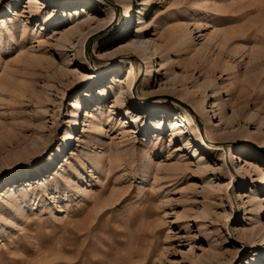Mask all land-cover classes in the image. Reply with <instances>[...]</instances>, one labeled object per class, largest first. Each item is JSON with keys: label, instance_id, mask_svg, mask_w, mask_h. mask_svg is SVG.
<instances>
[{"label": "rangeland", "instance_id": "obj_1", "mask_svg": "<svg viewBox=\"0 0 264 264\" xmlns=\"http://www.w3.org/2000/svg\"><path fill=\"white\" fill-rule=\"evenodd\" d=\"M88 1L78 3L83 8ZM92 1L101 7L95 12L99 22L93 28L102 24L88 30L83 42L76 38L66 46H61L60 37L69 25L52 28L51 17L33 18L24 12L23 4L12 5L0 18V192L15 173L43 174L30 181L27 174L17 177L26 178L19 182L24 184L16 195V209L9 208L8 198L0 200V264L245 263L264 244L249 248L242 233L250 214L243 210L238 195L248 194L258 182H252L242 170L245 163L239 157L264 168V127L257 130L239 117V125L228 131L240 129L243 133L246 129L259 134L253 138L236 133L228 138L227 160L221 149L224 143L210 128L220 129L213 126L218 123L214 109L226 115L255 111L264 117V64L253 66L264 62V0H153L141 20H146L143 38L161 46L151 68L122 49L126 34H136L137 10L143 1L132 0L127 33L123 3ZM11 2L0 0V9ZM214 28L220 30V36L207 41ZM160 58L166 60L163 67L158 65ZM118 63L134 68L136 85L130 89L133 99L125 97L127 112L114 97L100 95L97 104L85 97L91 91L87 87L97 80L93 77L96 71L107 70L97 90L107 91L112 78L124 79L117 74ZM170 70L174 80L165 78ZM208 80L211 85L196 88V95L203 90L207 95L204 107L210 121L206 122L185 103L186 99L192 103L195 96H183L184 103L175 96ZM212 85L219 89L220 97L214 104ZM173 86L174 93L161 91ZM80 97L84 101L73 134L81 136V141L72 142L69 153L65 149L57 155L72 115L71 104ZM155 101L192 115L210 149L204 151L193 144L209 169L215 170L197 172L189 150L160 127L167 122L162 106L152 116H145L147 104ZM85 112L94 117L87 118ZM129 113L146 125L158 119L161 123L157 129L139 132ZM37 138L40 142L34 147L38 150L32 147ZM242 144L248 148L246 155L236 153ZM64 156L72 164L64 165L65 173H59ZM151 160L158 166L143 177L141 171ZM225 164L230 176L224 172ZM176 167L184 170H174ZM63 176L73 182L65 183ZM205 180H212L215 187ZM26 182L32 186H25ZM76 184L83 190L77 192ZM261 194L258 199L264 196ZM260 205L263 211L258 226L264 235V202Z\"/></svg>", "mask_w": 264, "mask_h": 264}, {"label": "bare ground", "instance_id": "obj_2", "mask_svg": "<svg viewBox=\"0 0 264 264\" xmlns=\"http://www.w3.org/2000/svg\"><path fill=\"white\" fill-rule=\"evenodd\" d=\"M84 1L64 0L61 2L60 0H12V2L9 3V5H7V6L5 5L6 7H4L3 9H0V14H2V15H0V18L3 17V13H8L11 10L10 8L12 5H14V6L15 5H17V6L21 5L22 6V4H23V6L25 8L24 12L30 14V16L33 18H40L41 20H45V19H48L51 17L52 18L51 19V21H52L51 27L52 28L57 29V28H60L62 26L64 27L66 25H69L70 27L65 29L62 33V36L60 37L61 46H66V45L72 44V42L76 38H80L81 41L83 42L86 38V35L89 33V32H87L88 30L92 31V29H96L98 26H100L102 24L101 23L100 25H98V23H97L96 27L93 28V26L96 24V22L97 21L99 22V19H97L96 15H95L98 11H101V7L99 6V4L90 0L87 2V4L83 8H81L80 3H78V2H84ZM117 1L123 3L122 5H123V10H125L124 15H125V19H126V25H125L124 30L126 29V33H127L130 26H131V25H128V23L130 21L129 13H130V11H132V7H134L132 5L134 3L132 0H117ZM142 1H143V3L139 4L138 10H137V12H138L137 13V18H138L137 23L138 24L136 25V34L133 37H130L129 34H126L127 43L122 46L123 48L122 47L121 48L123 49V51H127V53H132V54L136 55L138 57V59L141 58V60L144 61L145 65H147L148 68H151V64H153L154 61H157V59L156 60L153 59V56H156L159 53L161 46L156 44V42H154L152 40L144 39L142 36L141 30L144 27V22H146V20L141 21L142 16L144 14L145 15L148 14L149 8L152 5L153 0H142ZM140 6H141V8H140ZM51 8H54L55 10L52 11ZM57 8H59L61 10L57 11L58 10ZM111 11L113 14V10H111ZM14 14L18 15V13H14ZM55 34H59V33L55 31ZM220 34H221L220 30L214 28L212 31V35L207 36L206 40L212 41L214 36H220ZM237 35H238V33H237ZM232 36H233V34H232ZM227 39H229V38H227ZM169 40L171 42L175 41L172 38ZM177 41L180 42V40H177ZM249 49L252 51V47H250ZM1 51H2V48L0 49V53H1ZM158 61H159L158 65L160 67H163L166 60L164 58H160V59H158ZM262 64H264V62L257 61L256 63L253 64V66L258 67ZM115 67H116V69H118L117 74H122L124 79H122V80L118 79L117 80V78H112L113 75H111V76H109V78H112V84L108 88V90L104 91V90L98 89L99 92H97V94H94L93 92L98 91L96 88H99L103 84L105 73L107 70L102 71V72L96 71L94 73L93 77L95 76L97 78V80H99V79L100 80L99 81L96 80L94 82V85L87 87L88 90H91V91L86 92L85 97L88 100H90V102L92 104L99 103L98 100L101 98L100 95H103V96L108 95L107 98L114 97L116 104H118V106L123 111L127 112L129 108H128V103H126L125 97L129 96V97H131L130 98L131 100L133 99L132 98L133 96L130 93V89H131L132 85L133 86L136 85V82L134 80V68L131 64L126 65V66L119 64V65H115ZM248 71H251V66L248 68ZM169 72H170L169 74H165V78L169 77L170 79L173 78V80H174V78H175L174 74H173L174 72H171V70ZM133 81H134V84H133ZM4 83H6V81H4ZM209 85H211L209 80L206 82V84H202V85L199 83H195L193 85V89L182 90L179 92L178 96H175L177 101H179V102L181 101L183 103L185 102L183 99V96H185V95L192 96V97L195 96V99L194 100L192 99L193 100L192 103H190L191 102L190 99H186V100H188V102H185V103L187 104V106L190 105L195 113L202 115L205 118L206 122L210 121L209 115L205 111V107H204L206 99H207V95L204 92V90L202 92H200L198 95H196V91L198 88L200 90L205 89V87H208ZM174 90H175V87L173 86L172 89H164L161 91L162 92L166 91L167 93H169V92L174 93ZM218 91H219V89L215 85H212L211 92L213 93V97H215L213 100V104L216 100L220 99ZM82 93H85V92H82ZM241 98H242V95L238 97V99H241ZM83 101H84V97H82V98L80 97L79 99L74 100L71 104V108H72L71 114L72 115L70 116V119L68 121L69 125H68V127H67V129L63 135V138L61 139L60 144L56 150L57 155L61 154V153H65L66 152V151H64L65 149H68L67 153H69L72 150L73 145L70 146L72 144V142L74 143V142H80L81 141V136H78L77 133L73 134V131H75V128L78 125V117L76 114L79 112V108L82 106ZM261 102H264V101H261ZM262 104H263V109H264V103H262ZM159 106H162V108L165 110V115H167V119H166L167 122L166 123L164 122L160 127L166 129V131H170L173 136H175L177 139H179L181 141V143L183 144V147L186 148V150H189V153H191V157H193L194 161L197 163V166H198L197 172L205 174L206 172H208V170H210V171L215 170V168L209 169V166H208L206 159L203 157V155L200 152L198 153V147H196V144L195 145L193 144V143H197V145H199V147L201 146V148L204 151L205 150L209 151V149H210V146H208L204 143L202 137L198 133V127L194 123V118L192 117V115L187 110L179 111L177 109H174L173 106H171V104H168V103H165L163 105H158L157 101L147 104V109H144L147 111V114L146 115L144 114V115L145 116H152L155 113L154 111L158 110ZM211 107L213 108V106H211ZM220 110L214 109L212 111L213 114L216 115L215 120L218 119V123H216L213 126L219 125L220 129L213 130V127H211L210 132H212L213 134H218L217 137L220 139L221 142L224 143V145H222V147H221V149L224 150V152L226 149L225 144H227L228 138H231L234 134L237 133L240 136L241 135L252 136L253 138H256L259 134L258 131L251 132V131H247L246 129L244 130L243 133H242V130H240V129H237L238 131L236 130V132L235 131L234 132L228 131V129H230V127L233 128L235 125H239L238 121L241 122V120H239V117H241V118L243 117L244 121L246 123L248 122L249 124L250 123L254 124L256 126L257 130L264 127V117H262L259 113L255 112V111H253V112H249V111L243 112L242 111V112H240V115H238L236 112H233L231 115H226V114H224L223 111H220ZM209 113H210V111H209ZM85 114H86L87 118L88 117H94L93 116L94 114L92 115L90 112H85ZM129 118L137 126L139 132L141 131V129L143 131H146L147 128H149L150 130L157 129L159 127V124L161 123L160 119H158L157 121H151L148 125H146V124H144L143 121L138 119L137 115L132 114V113H129ZM86 125H87V121L85 120L83 123V126H86ZM222 129L225 131L224 134L219 133ZM39 135H41L40 132H39ZM39 142H40V140L38 138L35 139V142H33L32 147L37 148L36 150H38L39 148L34 147V146ZM263 142H262V145H264ZM247 151H248V148H246L245 145L242 144V147L236 153L239 155H241V154L246 155L245 152H247ZM223 156L225 157V160H227L226 152H225V154H223ZM256 156H258V155H256ZM64 158H65V156H64ZM235 158L238 159V157H236V156H235ZM239 159H241V161L245 163V165L242 167V170L247 171L246 174L251 176L252 182H254V181L258 182L257 186L255 185V187H252L248 194L243 193L242 195H238L240 197L239 199H241V202L243 203V208H244L243 210H245L247 212V214L248 213L250 214V216L247 217V219L250 221V223H245L248 227L246 229H243L242 233L246 236V241H247L246 243L251 246L249 248L255 249V248H258V247H256V245H258L259 243L264 244V235L260 234L261 227L258 226L259 216H260L261 212L263 211L260 204H262V202H264V196L262 197V199L257 198L259 193H262L261 195H264V168L263 169L259 168L255 163L251 162L250 159L245 158L244 156H243V158L239 157ZM261 159L264 161V158L261 157ZM47 160L51 161L52 157L47 158ZM97 161H99L98 158H95V163ZM66 164L67 165L72 164V162L69 160V158H65V162L63 164L59 165V169H58L59 173L60 172L65 173L66 168L64 167V165H66ZM42 165L45 166V168H47L46 162H43ZM154 166H158V163L155 162L154 160H151L150 164L147 165L146 167H144L141 171V174L143 175V177H146L148 175V173L150 174L151 173L150 170L152 168H154ZM246 167H250L253 170L248 169ZM174 170L183 171L184 169L182 167H176ZM37 171H38V169H37ZM224 172L226 173V175L230 176L227 164H225V166H224ZM74 173L77 174L78 171L76 170ZM23 174L24 175L27 174V176H29L28 177L29 179H27L28 181L35 180L38 176L43 175V174H36L35 177H32L34 174L33 172L32 173L19 172V173L13 174L10 177L12 179V181H10L9 184L6 185L5 187H2V191L0 192V200H5L6 198H8L10 200V203L8 204V206L11 209H16V205H17L16 195L21 192L20 187L24 184L23 183L22 185H19V182L22 181L24 178H26L25 176H23L20 179H17V177L22 176ZM45 174H49V173L47 172ZM63 177H64L63 179H64L65 183L70 184L73 182L71 178H68L65 176H63ZM52 178L53 177H50V178H48V180L52 179ZM48 180L46 179L44 181H48ZM246 180H247L246 177L243 178V182ZM205 182H206V180H205ZM206 183H207L206 185H209L211 188L215 187L214 182L212 180H208ZM227 185H229V183ZM25 186L29 187L32 185L28 184L26 182ZM74 188L77 192H80L83 190V188L77 184L74 186ZM24 193H25V191H24ZM26 195H27V192H26ZM244 198H247V200L243 201ZM104 205H106V203ZM102 208H103V206L100 207V210H102ZM204 214L206 215L207 211H205ZM256 237H257V239L255 240ZM251 254H252V252H251ZM215 255L216 254L212 255L213 259L216 257ZM199 264H206L205 260H201ZM243 264H264V249L262 248L258 251H255V255H253L251 258H248L247 260H245V263H243Z\"/></svg>", "mask_w": 264, "mask_h": 264}]
</instances>
